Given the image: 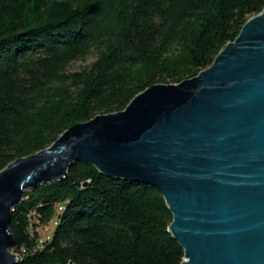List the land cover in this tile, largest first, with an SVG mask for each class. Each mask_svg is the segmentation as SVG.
I'll use <instances>...</instances> for the list:
<instances>
[{
    "label": "trees",
    "instance_id": "16d2710c",
    "mask_svg": "<svg viewBox=\"0 0 264 264\" xmlns=\"http://www.w3.org/2000/svg\"><path fill=\"white\" fill-rule=\"evenodd\" d=\"M263 8L264 0H0V170L152 84L196 75ZM56 215L40 242L37 227ZM171 220L152 185L74 161L63 179L24 191L10 215L11 250L20 264H180Z\"/></svg>",
    "mask_w": 264,
    "mask_h": 264
},
{
    "label": "water",
    "instance_id": "95a60500",
    "mask_svg": "<svg viewBox=\"0 0 264 264\" xmlns=\"http://www.w3.org/2000/svg\"><path fill=\"white\" fill-rule=\"evenodd\" d=\"M74 161L158 189L180 264H264V8L196 75L152 84L0 170V264L22 260L9 222L24 191Z\"/></svg>",
    "mask_w": 264,
    "mask_h": 264
},
{
    "label": "rangeland",
    "instance_id": "374dc122",
    "mask_svg": "<svg viewBox=\"0 0 264 264\" xmlns=\"http://www.w3.org/2000/svg\"><path fill=\"white\" fill-rule=\"evenodd\" d=\"M93 60H94V55L89 54L84 59L74 61L70 65V70H72V71L78 70L81 67H83L84 65L92 62ZM56 220H57V215L55 217H53L52 220L48 224L37 227L40 242L47 240L48 238H50L52 236L53 230H54L55 225H56Z\"/></svg>",
    "mask_w": 264,
    "mask_h": 264
},
{
    "label": "built area",
    "instance_id": "2783aa9c",
    "mask_svg": "<svg viewBox=\"0 0 264 264\" xmlns=\"http://www.w3.org/2000/svg\"><path fill=\"white\" fill-rule=\"evenodd\" d=\"M12 251V250H11ZM13 252V251H12ZM14 253V252H13ZM17 255V253H15Z\"/></svg>",
    "mask_w": 264,
    "mask_h": 264
}]
</instances>
